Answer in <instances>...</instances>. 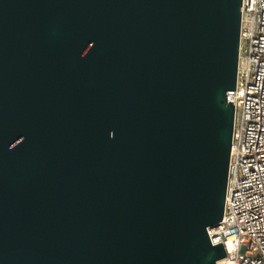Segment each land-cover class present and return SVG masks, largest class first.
<instances>
[{
	"label": "water",
	"instance_id": "95a60500",
	"mask_svg": "<svg viewBox=\"0 0 264 264\" xmlns=\"http://www.w3.org/2000/svg\"><path fill=\"white\" fill-rule=\"evenodd\" d=\"M242 0H0V264H217Z\"/></svg>",
	"mask_w": 264,
	"mask_h": 264
},
{
	"label": "built area",
	"instance_id": "2783aa9c",
	"mask_svg": "<svg viewBox=\"0 0 264 264\" xmlns=\"http://www.w3.org/2000/svg\"><path fill=\"white\" fill-rule=\"evenodd\" d=\"M240 47L223 215L207 228L226 255L217 264H264V0H242Z\"/></svg>",
	"mask_w": 264,
	"mask_h": 264
}]
</instances>
